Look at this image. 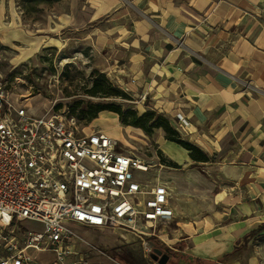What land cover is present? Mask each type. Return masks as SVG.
Returning <instances> with one entry per match:
<instances>
[{
    "label": "crops",
    "instance_id": "1",
    "mask_svg": "<svg viewBox=\"0 0 264 264\" xmlns=\"http://www.w3.org/2000/svg\"><path fill=\"white\" fill-rule=\"evenodd\" d=\"M41 7V19L28 23L36 32L27 34L17 27L16 0H0V43L34 50L79 40L77 55L127 88L139 115L165 116L208 156L194 161L162 133L154 139L159 154L179 166L165 165V180L157 177L174 212L172 262L264 264V240L245 244L264 235V0H57ZM92 123L120 141L140 132L112 111Z\"/></svg>",
    "mask_w": 264,
    "mask_h": 264
},
{
    "label": "built area",
    "instance_id": "2",
    "mask_svg": "<svg viewBox=\"0 0 264 264\" xmlns=\"http://www.w3.org/2000/svg\"><path fill=\"white\" fill-rule=\"evenodd\" d=\"M8 90L0 78V264H42L31 249L53 252L46 264H89L73 249L70 225L140 237L173 218L166 184L145 175L151 163L54 106L30 111Z\"/></svg>",
    "mask_w": 264,
    "mask_h": 264
},
{
    "label": "rangeland",
    "instance_id": "3",
    "mask_svg": "<svg viewBox=\"0 0 264 264\" xmlns=\"http://www.w3.org/2000/svg\"><path fill=\"white\" fill-rule=\"evenodd\" d=\"M16 2L21 17L27 21L26 23L22 19L17 27L24 33H35L34 25L30 26L28 23L41 19L44 7H41V3H27L24 0H16ZM53 2L46 4L50 5ZM79 42L75 39L71 42L73 44L68 42L59 48L37 47L34 50H31L21 41L9 45L0 43V78L7 83L8 91L12 93L11 97L19 98L22 95L20 100L30 106V111L39 114L54 106V110L58 109L66 115L74 116L85 127L86 131L91 128L98 129L92 123L93 119L88 121L86 113L90 110L91 105L113 104L119 106L123 114L129 110H134L139 116V111L135 107L136 104L130 97V91L120 86L114 78L108 75V72L101 71L93 65L95 62L92 63L90 60L77 55L81 49ZM57 44L59 45L58 42ZM101 75L105 82H109L113 88L119 90L120 95L92 96L88 93L93 81L95 79L100 80L99 76ZM101 125L102 123H100ZM136 128H139L140 132L136 133L137 131L133 130L129 133H123L125 139L121 141L122 146L151 163L152 168L145 174L151 181L157 180V177L164 181L165 176L161 170H167L163 161L166 158L162 157L155 148L154 139L157 138L159 132L165 136V132L162 128H153L149 133L140 127ZM194 165L198 166L197 164ZM26 225L41 230V226L34 222L28 221ZM173 226V221L157 223L153 230L156 235H141L139 237L133 234L118 236L113 233L116 230L112 228H89L73 224L70 225V228L76 232L71 242L77 253H82L84 257L89 259V264H114V262L121 264H158L150 257L152 250L147 253L145 243H149L170 255L166 264H176L172 262L173 251L169 250L167 246V243H170L168 241L169 231ZM149 231L152 229L146 230V232ZM263 240L264 235L257 233L248 236L245 244L251 246V241L254 243V241L262 242ZM30 252L38 258L43 256L41 258L42 264H46L51 257L53 258L51 251L43 252L31 249Z\"/></svg>",
    "mask_w": 264,
    "mask_h": 264
},
{
    "label": "trees",
    "instance_id": "4",
    "mask_svg": "<svg viewBox=\"0 0 264 264\" xmlns=\"http://www.w3.org/2000/svg\"><path fill=\"white\" fill-rule=\"evenodd\" d=\"M27 3H48L56 0H24ZM99 79H95L88 90V93L92 96L96 95H120L119 90L113 88L109 82L103 80V76H99ZM103 110H108L115 112L119 115V120L125 125H132L140 127L145 132L149 133L153 128H162L165 132L164 138L166 140L172 141L183 147L189 152V157L194 161H208V156L195 144L183 139L178 131L173 128L169 120L161 115L156 114L153 110H146L141 115H137L136 111L129 110L123 114L120 107L117 105H91L90 110L87 111L88 121H91L97 114ZM128 115V117H127ZM130 117V119H129ZM164 164L171 167H179L176 163L170 160H163Z\"/></svg>",
    "mask_w": 264,
    "mask_h": 264
},
{
    "label": "water",
    "instance_id": "5",
    "mask_svg": "<svg viewBox=\"0 0 264 264\" xmlns=\"http://www.w3.org/2000/svg\"><path fill=\"white\" fill-rule=\"evenodd\" d=\"M150 257L158 264H166L169 259V255L159 248H153Z\"/></svg>",
    "mask_w": 264,
    "mask_h": 264
},
{
    "label": "bare ground",
    "instance_id": "6",
    "mask_svg": "<svg viewBox=\"0 0 264 264\" xmlns=\"http://www.w3.org/2000/svg\"><path fill=\"white\" fill-rule=\"evenodd\" d=\"M157 182L160 183L158 180H157ZM36 223H38V222H36ZM39 224H40V223H39ZM39 231H40V230H39ZM74 232H76V231H74ZM36 251H37V250H36Z\"/></svg>",
    "mask_w": 264,
    "mask_h": 264
}]
</instances>
